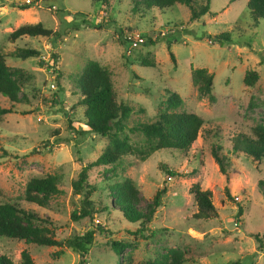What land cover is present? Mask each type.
<instances>
[{
  "label": "rangeland",
  "instance_id": "374dc122",
  "mask_svg": "<svg viewBox=\"0 0 264 264\" xmlns=\"http://www.w3.org/2000/svg\"><path fill=\"white\" fill-rule=\"evenodd\" d=\"M194 3H206V12L186 24L189 10L179 3L144 9L137 0H109L105 6L93 0H0V51L31 48L39 53L25 59L4 57L7 66L20 70L22 84L17 102L0 95V108L11 107L0 114V200H15L50 220L58 240L92 230L85 264L151 263L161 261L170 249L181 251V264H264V186L259 185L264 161L230 150L232 134L264 126V19L251 17L246 0ZM37 22L51 34L8 38L17 26ZM135 34L143 42L130 47L124 37ZM217 34L230 42L221 39L218 45L213 38ZM90 59L109 71L115 100L131 106L127 127L152 120L167 89L180 96L182 109L201 117L202 125L184 152L158 150L145 159L128 155L122 164L91 167L87 181L95 187L91 198L99 211L92 218L70 220L79 206L70 183L107 143L97 133L78 134L82 106L72 78ZM202 67L213 75V101L198 95L190 83V69ZM246 69L258 75L251 86L242 82ZM123 134L132 145L143 144L139 132L124 129ZM213 145L229 159L228 180L210 155ZM166 168L179 175L167 176ZM46 175L55 177L60 192L45 207L20 200L30 177ZM125 177L138 190L136 207L141 210L157 188H165L161 206L142 234L138 223L101 210L111 200L107 185ZM193 182L211 192L215 217L193 218L195 205L188 193ZM114 240L127 244L119 255L111 249ZM22 249L34 264H76L79 258L68 247L0 237V254L17 261Z\"/></svg>",
  "mask_w": 264,
  "mask_h": 264
},
{
  "label": "trees",
  "instance_id": "16d2710c",
  "mask_svg": "<svg viewBox=\"0 0 264 264\" xmlns=\"http://www.w3.org/2000/svg\"><path fill=\"white\" fill-rule=\"evenodd\" d=\"M46 0H31L32 3L44 2ZM94 3L105 6L109 0H93ZM196 0H137V3L144 9L156 7L158 9L168 8L175 3L185 5L189 10L186 24H189L196 17L206 12L207 5L196 6ZM18 9H25V5H16ZM246 7L253 19H264V0H246ZM51 31L41 25L21 24L8 33L10 40L27 35L29 37L48 36ZM217 44L221 45L223 39L230 42L224 34L214 35ZM124 40H126L124 38ZM127 41V40H126ZM211 41V43L215 42ZM37 50L31 48H17L9 54L0 51V95L10 103L18 101L17 93L22 84L21 72L18 68L7 66L4 57L25 59L38 56ZM171 61H174L173 54L168 50ZM52 60L55 55H51ZM263 61L261 59L259 62ZM53 65L50 64V67ZM212 73L206 68H191L190 83L197 94L213 101L212 95ZM258 78L254 70L246 69L242 76V82L251 86ZM72 84L77 94V101L82 106L81 132L97 133L107 138V143L100 154L92 161L82 165L71 181L72 193L78 197L79 206L72 210L70 220L82 217L92 218L99 211L94 207L91 195L95 187L87 181V171L93 166H107L122 164L124 157L128 155L145 159L152 152L158 150L186 151L195 140L202 125V119L193 112L182 109V99L171 89L166 90V95L161 101L154 118L150 121H141L125 125L132 108L129 105L117 102L114 97L113 84L109 71L95 60H87L80 72L72 78ZM9 108H0V114L8 113ZM124 129L132 132H139L143 137L141 146L132 145L123 134ZM221 147L213 145L210 148V155L216 163L219 172L228 180L229 159L220 152ZM230 150L233 153L240 152L248 156L254 162L264 161V126L255 124L250 128L248 134L237 132L230 138ZM112 167V166H111ZM167 176L179 175L168 168L164 171ZM264 186V181L259 183ZM108 196L111 197L108 204H103L101 210H114L121 217L130 222L138 223V232L148 231L147 224L153 217L155 209L161 206V196L165 191L164 186L157 188L150 200L145 204L143 210L136 207L138 190L133 182L125 177L120 181L107 185ZM226 197H229L227 187L224 186ZM60 192L55 177L32 176L23 186L20 200L34 204L38 207H45L49 200ZM188 193L191 194L195 212L192 214L195 219H211L216 216V210L211 202V192L202 189L197 182L190 184ZM240 212V208H237ZM95 225V224H94ZM97 231H102L97 228ZM52 222L47 218L38 216L32 210L23 208L17 201L12 199L0 200V237L23 240L25 243L36 245L68 247L79 256L76 264H85L87 246L92 241V230H87L81 235H75L64 239H55L53 236ZM256 237V236H255ZM111 249L115 254H120L126 247L125 242L114 240L111 242ZM260 247V246H259ZM182 253L176 249L168 250L162 255L161 261H153L144 264H181ZM0 264H34L28 251L22 249L19 252L18 260L13 261L8 256L0 254Z\"/></svg>",
  "mask_w": 264,
  "mask_h": 264
},
{
  "label": "built area",
  "instance_id": "2783aa9c",
  "mask_svg": "<svg viewBox=\"0 0 264 264\" xmlns=\"http://www.w3.org/2000/svg\"><path fill=\"white\" fill-rule=\"evenodd\" d=\"M24 3L29 4L31 3V0H24ZM126 40L129 42L130 47H136L143 42V37L135 34L133 36H127Z\"/></svg>",
  "mask_w": 264,
  "mask_h": 264
},
{
  "label": "clouds",
  "instance_id": "9594fccd",
  "mask_svg": "<svg viewBox=\"0 0 264 264\" xmlns=\"http://www.w3.org/2000/svg\"><path fill=\"white\" fill-rule=\"evenodd\" d=\"M32 3V2H31ZM30 4V3H29ZM37 4V3H36Z\"/></svg>",
  "mask_w": 264,
  "mask_h": 264
}]
</instances>
